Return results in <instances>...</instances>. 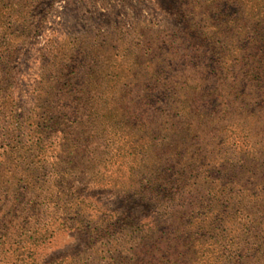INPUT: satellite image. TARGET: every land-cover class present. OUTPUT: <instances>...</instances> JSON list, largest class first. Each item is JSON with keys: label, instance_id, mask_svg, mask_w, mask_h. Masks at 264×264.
<instances>
[{"label": "trees", "instance_id": "1", "mask_svg": "<svg viewBox=\"0 0 264 264\" xmlns=\"http://www.w3.org/2000/svg\"><path fill=\"white\" fill-rule=\"evenodd\" d=\"M173 3L183 29L145 38L140 58L144 63L135 70L140 79L128 83L126 91L128 95L138 91L140 100L127 99L122 113L116 111L108 127L102 123L96 133L105 148L114 145L116 155L141 154L142 147V153L150 155L152 162H144L149 168L130 167L135 191L122 192L115 206L101 212L85 209L87 196L77 202L57 194L46 200V212L39 193L18 192L45 182L49 175L63 188L65 179L84 171L91 160L89 154L95 153L82 144L99 125L100 116L90 114L82 119L77 115V104L88 94L87 85L79 87L69 80L77 76V66L64 65L56 75L48 76V80L54 79L49 91L52 96L43 100L33 118L39 133L32 140L35 144L43 142L55 126L73 128L64 132L55 160L49 162L41 150L34 153L29 139L8 137L0 146V155L8 156L17 144L30 143L23 159L34 162L40 158L35 169L12 164L9 158L0 160L1 174H12V180L19 172L20 177L26 175L12 184L10 192L0 193V264H264V0H255L248 8L242 0ZM231 4L236 14H224L222 7ZM7 6H0L5 18L1 24L8 22L11 28H18L14 23L18 20L11 21V14H4ZM2 47L0 81L9 70L2 62L10 57L9 49ZM162 48L165 52L157 56ZM181 60L190 75L201 71L196 80L190 78L193 85L187 81L171 87L170 79L163 80L165 66ZM205 60L208 66L202 63ZM103 71L93 68L83 73L92 77ZM133 75L129 70V76ZM166 89L171 104L175 103L176 127L147 129V113L140 111L152 99L161 101ZM185 89L190 90V98ZM62 95L72 96L70 114L62 111L69 106ZM132 105L139 109L131 112ZM14 106L10 108L13 130L22 133L30 127L31 115L27 111L12 113ZM214 122L216 129L211 128ZM84 132L88 135L82 136ZM188 182H201L202 186L186 188L192 185ZM55 223L85 234L86 258L66 260L54 253L43 256L37 252L55 231L51 229ZM99 238L107 240L98 252L92 246Z\"/></svg>", "mask_w": 264, "mask_h": 264}, {"label": "rangeland", "instance_id": "2", "mask_svg": "<svg viewBox=\"0 0 264 264\" xmlns=\"http://www.w3.org/2000/svg\"><path fill=\"white\" fill-rule=\"evenodd\" d=\"M242 2L248 8L255 3V0H242ZM5 5L8 6L4 9V14H11L9 16L11 21L18 20L14 22L18 28H11V24L8 22L2 25V19L5 18L3 11L0 12V51L2 46H6L10 52L9 59L2 62L8 65L9 70L5 75V80L0 81L2 82V84L0 83V102L3 104L0 107V146L2 142L9 140L8 137L15 141L20 138L29 139V142H32V148L35 149L34 153L41 150L42 157H46L49 162L55 160L56 152L63 143L64 132L71 131L73 128L67 126L65 128L63 125L55 126L54 130H51V134L45 136L43 142L35 144L34 141L38 138L39 133L33 124V118L34 113L38 112L39 107L43 104V100L50 99L49 91L54 79L48 80V76L56 75V70L64 65L77 66V76L70 77L69 80L79 87L87 85L88 94H85L82 103L77 104V115L82 119H86V116L90 114L100 116L99 125L89 131L90 138L82 144L89 150L95 149L94 155L89 154L91 160L84 171L76 174L77 176L67 177L62 183L63 188L58 186L56 177L49 175L48 178L45 177V182L42 179L43 182L35 186L32 185V188L30 187L27 191L19 190L18 192L39 193L40 201L44 202L42 208L46 212L49 211L46 200L52 194H57L61 199L71 196V198H76L77 202L78 198L87 196L85 201L87 211L99 209L97 212H101L105 210L104 208L111 209L115 206L119 194L130 190V192L135 191L131 185L133 178L130 179V167L135 166L143 171L150 166L146 163L152 161L150 155L142 153L143 147L140 149L141 154L135 152L126 155V153L120 152L121 155L118 153L116 155L114 145L105 148L104 140H101L96 133L99 132L100 124L103 123L105 128L108 127L110 122L115 119L116 111L122 113V106L128 102L127 99H133L131 102L140 100V97L137 96L138 91L135 90L133 94L129 95L126 91L129 89L128 83H135V79H140V73L135 70L141 67L140 63H144L140 58H142L145 38L150 40L157 34L158 37L159 34L165 36L175 30L183 29L184 24L176 19L173 0H0V6ZM222 12L234 15L236 7L233 4L223 6ZM163 52L165 50L162 48L157 56ZM182 60L170 64L169 67L165 66L163 80L170 79L171 87L176 82L179 83L178 86L187 81L192 84L191 80L198 78L197 71H201H194L190 75L188 67ZM202 63L208 66V60ZM202 63H200L201 66ZM93 68H100L104 71L92 77L83 73ZM129 70L134 73L133 78L129 76ZM0 73L2 74V72ZM94 85L98 86L93 87ZM123 91L125 95H121ZM185 92L187 93L186 97L190 98V90L185 89ZM139 94L142 95V92ZM164 94L161 101L153 102L155 99H152V102L148 106H143L140 111L147 113L146 118L149 121L146 125L147 129L165 131L176 127L177 118H175L176 112L173 109L175 103L171 104L173 100L169 95H166L169 94L168 90ZM62 97L63 100L66 98L65 101L69 105L64 106L62 111L70 114L68 110L74 106L71 102L72 96L62 95ZM84 102L86 103L84 104ZM15 104L16 106H14ZM12 105L14 106L12 113L27 111L31 115V118L28 119L31 121L30 127L28 130H23L27 133L24 137H21L24 132L18 133V130H13L15 121L10 117ZM138 109V106L130 107L131 112ZM106 115H110V117L106 118ZM219 120L223 121V119ZM216 122L213 123L215 126L212 125L211 128L216 129ZM87 135V132L82 134V136ZM30 143L17 144V148L13 149L11 154H7L8 156L1 154L0 160L9 158V162L11 161L12 164L18 162L23 167L29 166L35 169L39 163V161L36 162L37 158L34 162L23 159L26 147H29ZM120 143L122 144L121 140ZM2 151V147H0V152ZM19 153H21L20 157ZM141 155L145 157L142 158ZM22 166L19 168L21 171ZM19 174L20 172L18 177L12 180V174L6 171L0 173V193L10 192L12 184L16 183L18 178L26 176L21 175L20 177ZM7 179L12 181L8 182ZM196 185L192 184L188 187L185 185V187L191 189ZM198 185L201 187V182ZM7 188L8 190H6ZM168 190L173 192L172 189ZM59 202L62 205V201L59 200ZM52 225L51 229L56 228L55 231L43 245L41 244L37 252H40L41 255L44 254L43 256L54 253L55 256L65 257L66 260L74 256L80 258L88 256L87 237L84 233L62 228L56 223ZM105 240L107 239L105 238ZM105 240L99 238V241L93 244L92 250L97 249L99 252L104 247L103 241L105 242ZM98 252L97 257H101Z\"/></svg>", "mask_w": 264, "mask_h": 264}]
</instances>
